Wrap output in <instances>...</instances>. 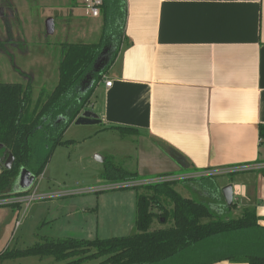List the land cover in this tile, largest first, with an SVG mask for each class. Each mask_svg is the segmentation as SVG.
Returning <instances> with one entry per match:
<instances>
[{
    "label": "crops",
    "instance_id": "crops-1",
    "mask_svg": "<svg viewBox=\"0 0 264 264\" xmlns=\"http://www.w3.org/2000/svg\"><path fill=\"white\" fill-rule=\"evenodd\" d=\"M124 2L118 56L92 96L102 127L97 133L136 130L132 143L140 177L189 173L176 189L179 194L195 201L207 198L213 212L238 218L244 209H254L258 232L264 233V143L259 135L264 126V0ZM104 152L111 157L109 149ZM174 154L185 158L184 167ZM220 172L227 173L219 178ZM227 185L233 186L232 208L222 192ZM18 218L19 213H0V253L11 249L10 228ZM258 250L262 254V246Z\"/></svg>",
    "mask_w": 264,
    "mask_h": 264
},
{
    "label": "trees",
    "instance_id": "trees-1",
    "mask_svg": "<svg viewBox=\"0 0 264 264\" xmlns=\"http://www.w3.org/2000/svg\"><path fill=\"white\" fill-rule=\"evenodd\" d=\"M103 34L98 43H64L59 65V79L54 90L33 99L32 80L27 85L0 83V198L18 195L13 188L22 168L36 176L44 173L56 148L65 141L64 134L87 108L96 87L113 65L123 37L126 19L124 0H102ZM110 35L116 41L114 52L104 70L95 72L94 64L105 48ZM92 75L84 93L80 83ZM62 118V121L59 119ZM125 135L132 128H116ZM260 144L264 143V126L260 127ZM9 154L15 158L7 170L3 164ZM184 167L185 158L174 154ZM184 159V160H183ZM104 177L113 183L139 181L136 172L105 161ZM178 182L152 183L132 188L136 191V232L110 239H42L24 249H6L0 261L29 257H53L59 264H212L231 260L246 264H264V233L258 232L254 209L246 208L237 219H220L205 203L184 198L175 188ZM24 195V193L19 194ZM234 204L230 206L232 208ZM14 207V206H13ZM156 208L159 213L153 211ZM163 228L151 230L154 221ZM254 250L249 252V246ZM262 246V254L258 248ZM248 247V248H247ZM256 249V250H255Z\"/></svg>",
    "mask_w": 264,
    "mask_h": 264
},
{
    "label": "rangeland",
    "instance_id": "rangeland-1",
    "mask_svg": "<svg viewBox=\"0 0 264 264\" xmlns=\"http://www.w3.org/2000/svg\"><path fill=\"white\" fill-rule=\"evenodd\" d=\"M49 19L54 21L53 33L47 30ZM103 25L101 15L99 18L85 16L82 7L73 0H0V83L27 85L31 79L34 100L43 92L50 94L59 79L62 45L98 43L103 34ZM107 37L106 46L94 64L95 72L101 61L107 60L116 48V40L110 35ZM92 78L90 74L80 83L79 93H84L91 85ZM95 101L96 96L88 103L89 110ZM99 109L95 107V110ZM100 130V124H74L66 131L63 139L73 143L56 148L44 173L28 192L31 195L36 191L39 196L49 197L35 200L28 207L23 204L20 211L16 206L0 208V213H19V220L25 213L19 226H16L18 219L11 224V249L31 247L44 238L110 239L136 232V191L116 189L117 183L104 177L108 164L106 160L102 162L108 153L104 152L105 149H109V162L136 172L132 143L135 136L131 132L125 135L113 131L97 133ZM0 155H3L2 149ZM184 174L189 173L175 176L171 181L178 182L175 186L178 190L189 177ZM156 182L157 178L147 176L130 185L137 183L143 186ZM120 201L125 202L123 207L119 206ZM196 201L211 205V200L207 198ZM153 211L159 213L156 208ZM214 214L220 219L237 217L229 212L214 211ZM7 226H10L9 220ZM0 227L2 229L4 225ZM163 227L155 220L151 230ZM102 260L84 264H99ZM0 264L59 263L53 257H29L0 261Z\"/></svg>",
    "mask_w": 264,
    "mask_h": 264
},
{
    "label": "water",
    "instance_id": "water-1",
    "mask_svg": "<svg viewBox=\"0 0 264 264\" xmlns=\"http://www.w3.org/2000/svg\"><path fill=\"white\" fill-rule=\"evenodd\" d=\"M47 30L49 33H53L54 31L53 19L48 20ZM104 68H102V70H104ZM100 123H101L100 116L92 109L84 110L74 122L75 125H96ZM14 161H15L14 156L12 154H9V156L7 157V159L5 160L3 164V167L7 170H10L13 167ZM103 161L105 160L102 159V162ZM35 181H36V176L32 174L29 170L22 168L15 182L14 193L15 194L27 193L32 188ZM222 192L226 200V203L229 206H231L233 202V198H234L233 186L227 185L225 188H223Z\"/></svg>",
    "mask_w": 264,
    "mask_h": 264
},
{
    "label": "built area",
    "instance_id": "built-area-1",
    "mask_svg": "<svg viewBox=\"0 0 264 264\" xmlns=\"http://www.w3.org/2000/svg\"><path fill=\"white\" fill-rule=\"evenodd\" d=\"M74 3L77 5L81 6L85 16L87 17H93V18H99L101 15V7L103 4L102 0H73ZM105 85L106 87H111L112 82L109 80H105ZM264 167V166H261ZM227 173V172H224ZM223 172L218 173L219 174H224ZM140 181V180H139ZM174 181V178L168 177V178H157L156 183H164V182H171ZM135 182V181H134ZM131 182H124V183H118L115 187L116 189H121V188H132V187H137L142 184L137 185H130ZM29 192V191H28ZM27 193H24V195H13L10 197H5V198H0V208L1 207H6V206H18V205H23L27 204V207L35 200H43L44 197L41 195H37L36 191L32 193L31 195ZM25 214V213H24ZM24 214L22 218L16 221V226H19L21 224V220L24 218Z\"/></svg>",
    "mask_w": 264,
    "mask_h": 264
}]
</instances>
